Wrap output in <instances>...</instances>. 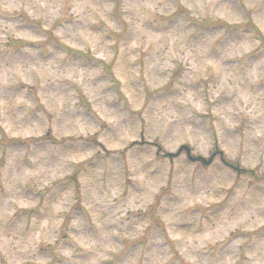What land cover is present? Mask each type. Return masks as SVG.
<instances>
[{"label": "rangeland", "instance_id": "rangeland-1", "mask_svg": "<svg viewBox=\"0 0 264 264\" xmlns=\"http://www.w3.org/2000/svg\"><path fill=\"white\" fill-rule=\"evenodd\" d=\"M259 173L264 0H0V264H264Z\"/></svg>", "mask_w": 264, "mask_h": 264}, {"label": "trees", "instance_id": "trees-1", "mask_svg": "<svg viewBox=\"0 0 264 264\" xmlns=\"http://www.w3.org/2000/svg\"><path fill=\"white\" fill-rule=\"evenodd\" d=\"M183 149H184V152L187 153L188 156H190L189 153H188V149H187L186 147H183ZM218 154H219V155H218ZM165 156L168 157V156H170V154H166ZM216 156H219L220 159H221L222 161H224V162H225L230 168H232V169H234V170H236V171H239V172H244V171H245V170H241L240 168L238 169L236 163H234V162H230V161H227V160H224V159L222 158V156H220V152H219V151H216V150H214V151L211 153L210 157L207 158V159H204V158H201V157H194V158H196V159L198 160V162H199L201 165H208V164L210 163V161H211L213 158H215ZM191 157H192V156H191Z\"/></svg>", "mask_w": 264, "mask_h": 264}]
</instances>
